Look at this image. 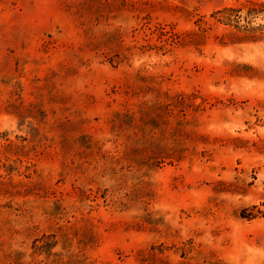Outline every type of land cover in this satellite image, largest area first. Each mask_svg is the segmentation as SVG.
I'll use <instances>...</instances> for the list:
<instances>
[{
    "label": "rangeland",
    "instance_id": "obj_1",
    "mask_svg": "<svg viewBox=\"0 0 264 264\" xmlns=\"http://www.w3.org/2000/svg\"><path fill=\"white\" fill-rule=\"evenodd\" d=\"M264 0H0V264H264Z\"/></svg>",
    "mask_w": 264,
    "mask_h": 264
},
{
    "label": "trees",
    "instance_id": "obj_2",
    "mask_svg": "<svg viewBox=\"0 0 264 264\" xmlns=\"http://www.w3.org/2000/svg\"><path fill=\"white\" fill-rule=\"evenodd\" d=\"M264 5L247 2L242 7L224 8L212 14L213 24L224 27H233L234 30L245 36H253L257 30L252 23L263 13Z\"/></svg>",
    "mask_w": 264,
    "mask_h": 264
}]
</instances>
